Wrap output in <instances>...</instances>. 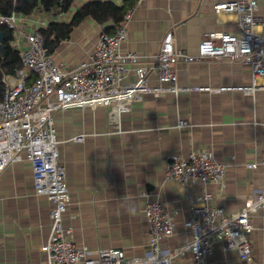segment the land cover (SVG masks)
Masks as SVG:
<instances>
[{
    "label": "crops",
    "instance_id": "0c3cea01",
    "mask_svg": "<svg viewBox=\"0 0 264 264\" xmlns=\"http://www.w3.org/2000/svg\"><path fill=\"white\" fill-rule=\"evenodd\" d=\"M110 1L123 6L128 0H74L62 15L37 11L28 16L29 27L42 29L52 20L69 23L85 4ZM231 0H143L131 8L128 37L123 52L137 53L141 65L153 67L160 43L173 31L176 46L191 55L198 53L205 34L212 31L238 35V17L217 13L214 6ZM264 16V0H259ZM55 16V17H54ZM39 26V25H38ZM104 32L91 18L79 24L69 39L51 56L57 63L76 66L87 60ZM182 88H213L215 91H184L155 98L136 99L131 111L115 107H87L59 111L55 126L60 162L65 167L70 205L65 225L73 227L75 244L88 251L121 249L128 257H143L149 249V226L143 207L158 200L173 216L174 236L162 243L164 250L184 247L191 239L185 227L189 217L188 197L209 192L216 205L238 212L245 201L264 186V90L252 87L248 65L204 59L177 66ZM148 85H159L156 72ZM136 80L134 70L126 83ZM264 85V78L257 81ZM188 125L180 126L181 122ZM194 151H211L225 163L223 187L215 183L182 185L167 182L166 159L189 158ZM14 162L0 172V264H43L42 247L51 232L53 204L37 196L31 164ZM257 163L256 169L248 168ZM249 239L253 264H264V228L259 214L253 217ZM191 256L175 257L171 264H191ZM207 264H244L235 250L222 242L214 246Z\"/></svg>",
    "mask_w": 264,
    "mask_h": 264
},
{
    "label": "built area",
    "instance_id": "2783aa9c",
    "mask_svg": "<svg viewBox=\"0 0 264 264\" xmlns=\"http://www.w3.org/2000/svg\"><path fill=\"white\" fill-rule=\"evenodd\" d=\"M214 9L217 13H233L238 17V35L208 32L198 53L191 55L176 46L173 31H168L161 40L153 67L141 65L137 53L122 50V43L128 37L130 13L113 33L102 32L92 54L73 67L57 63L48 54L40 24L29 27L28 16L0 13V26L12 32L11 45L22 61V68L15 76L2 77L0 172L25 156L32 167L36 195L46 196L53 204L50 236L42 247L47 255L43 264H171L175 257H184L186 253L191 256V264H207L219 242L224 243L227 250L237 251L244 264L254 263L249 237L254 230V215H260L264 228V186L236 213L216 205L209 192L189 196L185 227L190 230L191 239L184 247L172 251L164 250L162 243L174 236L173 216L158 200L146 202L143 213L149 226V249L143 257H128L121 249L88 251L79 248L74 241L73 227L65 225L63 220L71 197L65 167L60 162L55 126L57 112L105 106L115 107L121 114L130 112L132 103L148 94L157 98L184 91H215L179 86L178 64L204 59L248 65L252 87L241 90H264V85H257V81L264 78V16L259 14V0H231L216 4ZM132 70L136 80L126 83ZM151 70L158 75V86L148 85ZM186 125V121L180 123V126ZM257 167V163L248 165L250 169ZM226 168L213 152L194 151L188 159L176 155L168 157L165 178L167 182L182 185L196 182L223 187Z\"/></svg>",
    "mask_w": 264,
    "mask_h": 264
},
{
    "label": "trees",
    "instance_id": "16d2710c",
    "mask_svg": "<svg viewBox=\"0 0 264 264\" xmlns=\"http://www.w3.org/2000/svg\"><path fill=\"white\" fill-rule=\"evenodd\" d=\"M128 1L123 6H117L110 1L90 2L75 13L71 22L49 23L47 28L41 29L48 54H54L61 42L69 39L74 29L87 18H91L99 25L112 21L114 26L105 29L104 32L113 33L137 0ZM73 2L74 0H0V13L10 15L15 12L22 16H30L37 11L50 12L54 9L56 15H62L70 10ZM0 31L4 34V42L0 44V99H2L4 95L2 77L15 76L17 70L22 68V61L18 51L11 45L12 32L2 26Z\"/></svg>",
    "mask_w": 264,
    "mask_h": 264
},
{
    "label": "water",
    "instance_id": "95a60500",
    "mask_svg": "<svg viewBox=\"0 0 264 264\" xmlns=\"http://www.w3.org/2000/svg\"><path fill=\"white\" fill-rule=\"evenodd\" d=\"M114 26V23L112 21H108L102 25V29L105 30L107 28H110ZM4 42V34L0 31V44ZM44 47L47 49V45L45 44Z\"/></svg>",
    "mask_w": 264,
    "mask_h": 264
}]
</instances>
